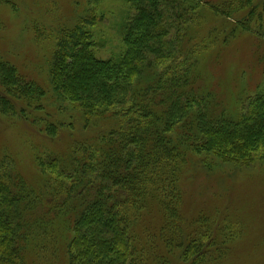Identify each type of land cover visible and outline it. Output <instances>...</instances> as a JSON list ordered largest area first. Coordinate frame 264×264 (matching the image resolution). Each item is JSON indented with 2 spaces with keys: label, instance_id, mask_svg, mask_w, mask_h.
I'll list each match as a JSON object with an SVG mask.
<instances>
[{
  "label": "trees",
  "instance_id": "trees-1",
  "mask_svg": "<svg viewBox=\"0 0 264 264\" xmlns=\"http://www.w3.org/2000/svg\"><path fill=\"white\" fill-rule=\"evenodd\" d=\"M128 1L121 57H97L95 19L58 33L47 62L50 91L85 129L116 125L84 141L70 133L64 152H37L41 188L12 155L0 158V264H205L214 221L204 213L187 218L184 184L202 174L204 156L238 167L264 160V95L249 98L241 114L228 113L202 66L231 36H261L254 26H264V0ZM205 11L222 25L201 23ZM259 61L264 77V54ZM48 96L0 54V114L58 141L74 118L47 119Z\"/></svg>",
  "mask_w": 264,
  "mask_h": 264
},
{
  "label": "rangeland",
  "instance_id": "rangeland-1",
  "mask_svg": "<svg viewBox=\"0 0 264 264\" xmlns=\"http://www.w3.org/2000/svg\"><path fill=\"white\" fill-rule=\"evenodd\" d=\"M14 3L16 9H13ZM132 13L128 0H10V3H0V54L16 65L27 79L48 90L49 98L43 101L51 112L47 119L71 124L74 118L73 131L62 129L59 140L53 141L38 133L37 127L18 120L17 116L0 114V158L12 155L17 170L35 187L41 188L39 179L42 178L34 164L37 152H64L73 140L70 133L75 135V140L84 141L116 125L111 122L113 120H106L103 122L106 126L99 123V126L85 129L80 114H71L70 105L59 101L50 91L47 62L53 54L59 31L72 28L81 19H95L97 22L89 26L96 44L95 54L103 60L116 59L124 50L120 28L132 19ZM216 18L208 17L205 11L201 23L206 27L222 25L223 20L218 22ZM256 26L255 33L261 36L233 35L227 47L208 51L202 65L206 77L210 78L208 84H213L217 98L233 115L241 114L242 104L249 98L264 95L259 61V56L264 54V26L256 24L254 28ZM35 27L41 29L39 40L34 34ZM179 62L180 57L167 62L165 67L177 66ZM202 159L205 168L208 166L212 170L208 172L198 165L197 170L202 174L189 176L184 184L189 187L185 214L187 218L202 213L212 216L214 247L227 244L221 254H215V248L212 249L205 264H264V160L258 155L249 167H238L224 164L212 155ZM202 159L194 160L193 166L198 160L201 164ZM228 222L231 227H227ZM221 224L225 225L221 227Z\"/></svg>",
  "mask_w": 264,
  "mask_h": 264
}]
</instances>
